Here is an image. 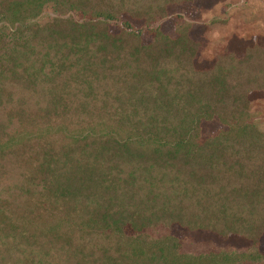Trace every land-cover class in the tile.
<instances>
[{"label":"trees","instance_id":"1","mask_svg":"<svg viewBox=\"0 0 264 264\" xmlns=\"http://www.w3.org/2000/svg\"><path fill=\"white\" fill-rule=\"evenodd\" d=\"M192 1L0 0V264H264V44L197 69L186 19L161 27ZM172 226L252 247L148 232Z\"/></svg>","mask_w":264,"mask_h":264},{"label":"rangeland","instance_id":"2","mask_svg":"<svg viewBox=\"0 0 264 264\" xmlns=\"http://www.w3.org/2000/svg\"><path fill=\"white\" fill-rule=\"evenodd\" d=\"M246 1L247 7L256 9L258 22L256 25L240 18L244 7L241 2ZM229 13L224 14L228 5ZM223 13V14H222ZM168 17L161 22L162 30L171 35L174 29V19L181 15L190 26L192 39L206 47V51L196 58L194 66L197 69H208L214 63L215 55L229 51L236 56H242L246 48L264 44V5L260 0H193L184 5H171L168 7ZM223 16L226 22L213 23L216 17ZM52 17L49 11H45L42 19ZM135 28H140L141 21H132ZM110 31L114 34L120 32L118 26H111ZM261 33V34H258ZM150 34H145L142 42H148ZM250 99L260 103L264 99V91H253ZM264 117V115H263ZM221 129L215 123H207L204 126L206 134H213ZM151 237L172 235L180 241V251L185 254H203L206 252H232L246 251L252 247V243L239 236H217L211 232L192 231L181 229L177 226L155 229L148 231ZM264 251V237L253 245Z\"/></svg>","mask_w":264,"mask_h":264}]
</instances>
